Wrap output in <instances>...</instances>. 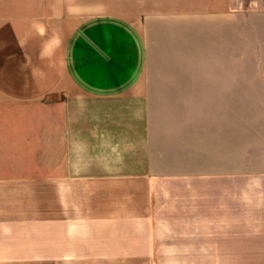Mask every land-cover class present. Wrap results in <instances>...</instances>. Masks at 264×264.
Masks as SVG:
<instances>
[{
	"label": "crops",
	"instance_id": "obj_1",
	"mask_svg": "<svg viewBox=\"0 0 264 264\" xmlns=\"http://www.w3.org/2000/svg\"><path fill=\"white\" fill-rule=\"evenodd\" d=\"M264 0H0V264H264Z\"/></svg>",
	"mask_w": 264,
	"mask_h": 264
},
{
	"label": "rangeland",
	"instance_id": "obj_2",
	"mask_svg": "<svg viewBox=\"0 0 264 264\" xmlns=\"http://www.w3.org/2000/svg\"><path fill=\"white\" fill-rule=\"evenodd\" d=\"M264 75V69H244V70H236V71H231V77L232 76H254V75ZM248 108H260L264 110V99H256L254 101H248L246 102Z\"/></svg>",
	"mask_w": 264,
	"mask_h": 264
}]
</instances>
